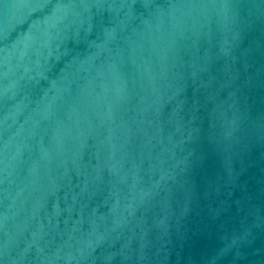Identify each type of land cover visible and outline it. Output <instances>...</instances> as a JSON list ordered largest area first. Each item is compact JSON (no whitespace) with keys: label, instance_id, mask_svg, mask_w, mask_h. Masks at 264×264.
Instances as JSON below:
<instances>
[{"label":"water","instance_id":"95a60500","mask_svg":"<svg viewBox=\"0 0 264 264\" xmlns=\"http://www.w3.org/2000/svg\"><path fill=\"white\" fill-rule=\"evenodd\" d=\"M0 264H264V0H0Z\"/></svg>","mask_w":264,"mask_h":264}]
</instances>
